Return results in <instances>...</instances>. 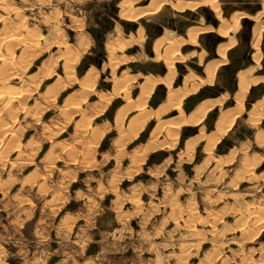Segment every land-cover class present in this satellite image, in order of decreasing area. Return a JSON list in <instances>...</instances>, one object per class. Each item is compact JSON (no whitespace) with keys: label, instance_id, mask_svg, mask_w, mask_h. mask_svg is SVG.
<instances>
[{"label":"rangeland","instance_id":"1","mask_svg":"<svg viewBox=\"0 0 264 264\" xmlns=\"http://www.w3.org/2000/svg\"><path fill=\"white\" fill-rule=\"evenodd\" d=\"M228 1L218 0L223 17L230 16L232 12L231 8L233 6H229L230 9L226 11ZM173 2V4L172 2L164 3L156 11H159L158 13L155 12V14L133 20L128 15L134 14L136 10L134 8L148 4L149 0H0V41L3 39L0 42V52L5 57L6 55L11 57L12 61L20 59L22 49L13 48L12 45L9 46L8 41L9 37L15 35L18 31L22 34H25L24 31H26V34H31V39L32 36L33 39L29 41L37 44L36 46L34 44L35 47L31 49L36 50L35 57L27 59V62H30H28L29 66L31 65L30 68L14 78L10 72L6 74L4 81L6 86L0 88V96L15 95L16 93H12L13 87L18 86L25 79L35 84V81H37V85H39L44 76L53 75L50 61L57 58L48 60L44 64L45 66L41 67L46 68V71L40 68L37 72L47 56L46 53L38 55L42 51V47H45V44L50 41V38L58 39L57 43L63 48L59 51L58 57L64 60L66 72V78H59L47 89L54 92V95L48 96L47 99L53 98V100L62 90L56 103L57 108L55 107L45 113H43V110L40 111L41 114L39 113L36 119L33 117V120H28V123L24 121L23 115H27L28 112H35V108L34 110L31 107L27 111L23 106L20 109H15L13 113L12 104L2 103V106L4 105L7 109L2 111L3 114L1 112L4 119L3 121L0 120L2 122L0 123V141L3 140L0 145V264H49L50 260L56 259H64L65 264H99L104 255L108 259L101 264H264V166L258 165L261 158L258 157L251 161L248 167L243 160L240 161L239 159L232 163L229 160H223L220 165L216 166V161L213 158L222 153L214 147L218 138L215 136L217 130L216 120L223 112L231 111L229 108L233 104V99H235L237 108L235 95L239 89L235 84V75L239 70H247L248 77L254 82H252V86L258 85L249 88L244 100L243 111L239 114L242 117L235 118L232 125L236 126L238 120L241 125L244 122V115L251 107L250 120H253L252 123H259L264 116V29L259 42L261 53L259 62L255 58L257 49L254 46L257 41V32L260 28H264V13L261 12V15L253 19L252 23L245 28L243 34L246 38L241 37L239 34L242 20L252 14L241 9V7H247L250 4L254 8L261 3L262 7L258 11L260 13L263 10L264 0H240L235 4L238 10L243 11H235L231 16L237 13L245 15L239 19L234 31L230 32V35L235 38V43L232 46L237 45V51L230 54V49H228L226 54V61H229L230 68L218 67L219 69H216L213 79L209 77L206 71L207 78L201 85L212 83L217 75L214 83L204 85L196 93L190 94L187 98L185 97L188 94L184 97L185 99L180 105L181 108L174 109L181 115V120L173 121L176 119L175 117L164 120L174 116L176 111L166 112L168 108H164L165 112H162V106L158 109L157 116L160 117V128L162 130L170 129L168 130V136L172 148L166 151L149 153L146 163L143 165V170L134 178H130L134 170L131 169L128 159L116 163L114 159L107 162V158L104 157L103 163H101L102 166H97V162L95 169H92L91 172L88 171L87 173L82 170L83 167H90L93 160L102 159V153L105 152L110 155L111 152L112 154L114 145L124 146L125 141L123 139H116L117 131L115 129L105 134L98 148H96V144L102 136L103 130L96 135L88 147L82 149L83 147L75 146L73 148L70 157L78 160L79 178L71 184L66 179L65 172L63 173L62 164L65 162L64 159L59 153H55L57 147L65 152L69 146L59 143L50 149L51 144H55V142L69 140L68 137L74 132L75 121L79 119V115H76V113L82 110L86 104L84 103V95L86 91L91 90L93 81L89 79L90 75H87L81 81L83 94L81 93V97L76 99L75 94L71 93L79 87L78 78L84 74L90 64L93 63L100 67L101 63L107 59L104 43L98 42L96 31L103 33L105 30V33H107L113 28L114 24H122L125 29H130L135 24L141 25L145 28V32L143 43L140 45L143 50L150 53L153 38L159 33L161 27H165L166 31H174L175 35H180L189 24L194 23L205 27L206 16H209L210 13L214 14L209 6L207 8H209L210 13L208 11L206 13L202 12L205 5L191 9L193 11L187 9L181 12L177 10V7L175 8L177 1L173 0ZM128 5L130 11L125 10ZM125 14L126 16H124ZM198 15H202V23H196V16ZM40 16L45 19V22L40 20ZM75 27L81 30L72 29ZM87 32L94 37L96 43L86 53L85 50L90 44V39L86 35ZM118 32L121 35L120 30ZM64 35L69 37L68 41L66 39L62 40ZM215 37L209 38L206 35H201L196 46L193 47L197 50L196 55H199V53L205 54L202 64L210 55L214 54L212 48L215 47V42H217ZM40 40L42 44L37 47ZM82 48L83 50H81ZM107 48L112 53L117 47L111 45ZM180 48L182 51L183 46L181 45ZM177 49L178 47L175 46L174 50ZM72 51H75L74 54H72ZM90 51L96 57L95 62L89 59ZM251 53L252 56H250ZM70 54L72 55L70 56ZM116 56L120 59V56ZM200 57L202 58L203 54ZM68 59L71 60H69L70 62L75 63L72 65L69 62L68 66L71 70L68 69L67 71L66 62ZM0 62L2 63V60ZM118 63L119 60L113 57L111 66L115 86L114 90L105 96V104L119 93L125 92L124 94L128 98L135 96L137 93V90L132 89L133 86L129 82L131 78L125 75L128 69L122 72L123 68L132 67L131 63L127 65L126 63ZM198 63V56L189 57V55H187L185 61L176 62L174 85L180 83L179 75L187 73L186 68L203 75V68ZM150 64L151 62L147 64L139 63L143 69L155 68L156 70H162L161 67L154 64H151L152 67H150ZM184 65L187 67L185 68ZM57 72L59 75H63L61 66L58 67ZM190 74L193 75L196 82H201L197 78L202 77H198L193 72ZM106 75H108V71ZM50 79L51 77L47 80ZM70 80L71 82L68 83ZM256 81L257 83H255ZM63 82L67 85L60 88ZM111 84V81L101 80V86L106 89H110ZM182 88L179 87L173 90L171 95H177ZM203 88L206 96L200 101L218 94L219 96L213 102L215 106L207 113L206 118L201 122V126L184 125L181 127V124L180 128L177 129L175 127L177 123H184L187 120L184 118V111L189 112L199 102H195L193 98ZM44 90L45 84L34 90L33 93L37 92L31 93L26 100L24 99L20 103L23 105L29 100L28 107L34 103L39 104V98L41 97L38 95ZM155 91H157V95L154 105L164 94L162 87L157 86ZM258 97H261L262 102L259 103L258 101L252 106V103ZM95 98L96 96L92 95L87 102L93 101ZM115 100L118 101V106L123 101L121 98H115L109 108ZM138 102L139 98L135 103ZM105 104L97 111L101 110ZM149 104L153 106L151 101H149ZM170 108L173 109V107ZM21 109H24L25 112L17 118V114ZM107 111L97 118V122L111 119L110 116H106ZM123 115L124 111L118 119L120 120ZM4 122L5 124L10 123L9 126H11L12 135H14L9 138L10 147H8V144L2 146L5 142L4 139L8 137H2L4 131L1 130V125ZM154 122L153 120L148 123L141 134L127 145L126 151L130 152L137 145L145 142L149 131L154 126ZM174 122L177 123L174 124ZM15 124L16 127L18 126L17 128H20L19 134H17V129L14 127ZM25 124L30 126L28 125V131L22 137ZM52 124H54V127L51 129ZM259 126H264V124L261 123ZM200 127L202 133L199 138H203V140L198 143L196 155L191 162L184 164L180 170L176 161L172 162L164 175L152 174L149 171V167L152 166L153 162H160L166 157L177 158L178 153L184 147V140L197 133ZM144 132V136L139 140ZM224 134L220 136L226 138L227 134ZM183 135L184 138L182 139ZM44 136L47 139L45 142ZM204 140L207 141L205 150L210 157L199 167L197 176L194 177L193 163L202 162L206 156L205 151L202 149ZM81 144H83V141ZM193 144H187V149L182 152L181 159L186 156L189 157ZM12 147L13 150L10 151L9 149ZM21 147H24V150L25 148L30 149L29 152L25 150L26 155L29 157V163L27 167L22 166L17 169L20 161H22L19 154L25 155ZM16 148L19 150L14 151ZM152 148V146H147L142 152V158ZM81 155H83V160L80 158ZM151 156H153L152 162L149 163ZM25 163L22 162L21 164ZM241 166H243V173L240 170ZM15 169L17 170L13 171ZM179 171L183 173L180 176L178 175ZM88 175H91V180L85 181L84 177L87 179ZM25 177L26 187L24 189L19 179ZM153 180L155 183H153ZM110 181H113L114 185L109 186H116L117 192H119L116 201H112L116 194L112 191H105L108 189L107 183ZM98 183H101L100 187L97 186ZM142 184H150V187L144 188ZM179 185L181 187L177 191ZM85 187L93 188L95 193L94 195L90 194V200L88 199V205L92 208L90 209L92 212L86 215L85 219L76 221L72 214L75 215L76 212L83 210V201L80 198L82 194L79 192L77 198H70V193ZM97 188L99 195H96ZM104 193L105 196L100 203L98 197ZM176 198L185 204L184 213L178 219L179 225L174 221L175 215L172 214V208L177 209ZM150 201L168 202L169 206L160 205L161 210L158 213L149 215L147 214V208L150 207ZM26 202L31 204L27 207ZM112 203H117L121 208L122 217L120 219L123 220V225L117 219L116 211L108 209ZM136 204H138V208H136ZM30 205L32 206L30 207ZM87 207L85 205L84 213H86ZM98 210L101 214L96 215ZM103 211L105 212L103 213ZM192 214L197 217L192 218ZM130 219L133 221L130 222ZM120 225L123 226V233L116 232L117 229H121ZM100 238L105 241H97ZM100 250H103L104 254L94 260L95 256H92V254Z\"/></svg>","mask_w":264,"mask_h":264},{"label":"crops","instance_id":"2","mask_svg":"<svg viewBox=\"0 0 264 264\" xmlns=\"http://www.w3.org/2000/svg\"><path fill=\"white\" fill-rule=\"evenodd\" d=\"M188 1H190V0H186L185 2H188ZM191 1H196V0H191ZM238 1H240V0H233V1L229 0L227 2L228 5L226 6V11H227V9H230V8H228L229 6H231V7L233 6L231 8V11H232L231 15L235 11H243V10H238L237 7H235V4ZM151 2L153 4L150 7ZM158 2H161L162 5L164 3H169V2H172V4L174 3L173 0H149L148 4H146L144 6H140L137 9L135 8L136 9L135 13L134 14H130L131 15L130 17L128 15V17L130 19H133V20L135 19L136 20L138 18L141 19V18H143V17H145L146 15H149V14H155V12L162 7V5H161V7L159 9H157L155 11L153 10L157 6L156 4ZM153 5H156V6L154 7ZM200 5H203V4H200ZM148 6H149V8H148ZM208 6L209 5L203 6L202 12L206 13L208 11V13H210L209 12V8H207ZM261 7H262L261 3L258 6L254 7V8L251 7L250 4H248L247 7H241V9H244V10H247V11L251 12L252 13L251 15H253V14H256L261 9ZM145 9H146L145 15L139 16L138 15L139 12H142ZM177 10L180 11L178 8H177ZM188 10H191V9H188ZM191 11H193V10H191ZM158 12H156V13H158ZM181 12H183V11H181ZM212 12L214 13L213 15L210 13L209 16H206L207 17L206 18L207 21H206V23L204 22L205 23V27H202L201 25L194 24V23L193 24H189L188 26H186L187 28L185 29V31H183L182 34H180V35H175L174 31H166L165 27H161V30L159 31V33H157L156 36L153 38L152 47H151V52L150 53H147L145 50H143L141 48V45H140V44L143 43L144 32H145V28L143 26H141V25L135 24L132 28L125 29L122 24H121L122 26L114 24L113 28L110 29L107 33L104 34V39H103L104 41L102 43H104V49H105V52H106L107 59L103 63H101L100 67H97L93 63L90 64V66H88V68L85 70L84 74L81 77L78 78L77 82L79 83V87L71 93V94H75L76 99L78 97H81L80 94L83 92L81 81L87 75L88 76L90 75L89 79L91 81H93V83L91 85V90L86 91V93L84 95V99L86 100V101L84 100V103H86L85 106L82 108V110H80V111H78L76 113V115H79V119H77L75 121L74 132L68 137L69 138L68 141L55 142V144H51V146H50V149H52V147L55 146V145L57 146L59 143L67 144L69 146V148L65 152L62 151L61 148L57 147L55 149V153L56 154L59 153L62 156V158L64 159V161H65L62 164L63 173L65 172V177H66L67 180L70 181V184L73 183V182H76L78 180V178H79V169H78V166H77L78 160L70 157L71 151L73 150V148L75 146L80 147V148L83 147L82 149H84L85 147H88L89 143H91V141L96 137V135L102 130L104 132H103L102 136L100 137V139L98 140V142L96 144V148L99 147V145L101 143V140L103 139L105 134H107L109 131H111L113 129H115L117 131L116 139H118V138L123 139L125 141V144H124L123 147H118V146L114 145V147L112 148V154H111V152H110V155L104 152V153H102V159L99 158V159L93 160L91 162V166L90 167L89 166L88 167H83L82 170H85L87 173H88V171L91 172L92 169H95L97 162H98L97 166H99V165L102 166L101 163H103L102 160H103L104 157L107 158L106 159L107 162L110 161L111 159H114L116 161V163H117V161L118 162H124L126 159H128L129 162H130L131 169L134 170V173H132L130 178H134L137 174H139V172L141 170H143V165L146 163V160H147V158L149 156V153H151V152L155 153L157 151H166V150H170L172 148L170 146L171 144H170V140H169V136H168V130H170V129L162 130L160 128V122L161 121H160V117L157 116L158 109L167 100L169 94L170 95L172 94L173 90H175V89H177L179 87H181V88L185 87L184 84H185V81H186L187 77L190 78L189 87H191L193 82H196V80L193 78V75L190 74L191 72L196 74L198 77L199 76L202 77V78H197L199 81H201V80L205 81V79L207 78L206 71L208 72L209 66H211L214 63H218V67H220V66H224L225 67V66L229 65V63H228L229 61H226V58H225L228 49H230L229 50L230 54L234 53L235 51H237V45H234V46H230L227 49L225 56H223L222 53L220 52V47L222 45H225L227 43L229 37H232V36L230 35V33H229L228 37L227 36H223L217 31V27H218L220 21L216 17L215 12L213 10H212ZM230 16H225V17L229 19V18L232 17V16L231 17ZM201 17H202V15L196 16V18H197L196 23H202L201 22V19H202ZM40 20L42 22H45V19H43V17H41V16H40ZM246 23H249V24H246ZM250 23H252V19H249L248 17H244V19L242 20V27H241V29L239 31V34L241 35V37L246 38V36H245V34H243V32H245L244 31L245 28L247 26H249ZM207 27H210L211 29H201V31L197 34L196 39L194 41L191 40V31L196 30V29H200V28H207ZM141 28H143V29H141ZM72 29L81 30L78 27H75V28H72ZM118 30H120L121 35L119 34ZM124 31H125V33H124ZM215 31H217V32H215ZM24 33L26 34V31H24ZM86 35L90 39L89 47L87 48V50H85V52L87 53L92 48V46H95L96 41H95L94 37L91 36L90 33L87 32ZM201 35H206L209 38H211L213 36H216L215 38H217V42H215V47L212 48L214 54L210 55V57L207 60H205L203 64H202V61H203V58H204L205 54L204 53H199V55H196L197 54V50L195 48H193V47L196 46V44H197L196 42L201 37ZM119 37H121V38H119ZM63 39H66L68 41L69 37L67 35H64L62 40ZM251 39H252V37H251ZM41 40L39 42L38 47H40V45L42 44ZM57 41H58V39H56V38L55 39L50 38V41L45 44V47H42V51L38 55V56H40V55H43V54L46 53L47 56L43 60L41 65L39 66L37 72H39L40 68L43 67L44 64L46 62H48V60H54L55 58H57L54 61H50V65H51V67L53 69V75L44 76L41 79L40 86L45 84V90L42 93L39 94L40 96L39 95L38 96L41 97V98H39L40 99L39 100V105L44 108L43 113H45L47 111H50V110H52L53 108L56 107V103H57V100H58L59 93L62 90L56 95V98L54 100H53V98L47 99L45 96L43 97L42 95L45 94L47 89L49 88V86H51L53 83H55L59 78H63V79L66 78V72H65V68H64V60L62 58L58 57L59 51L62 50L63 48L57 43ZM110 42H112V43H110ZM171 43H172V46L170 45ZM111 45H115L117 47L115 49V51L112 52V53H110L108 51V48H107V47H111ZM181 45L183 46V50L182 51H181V48H180ZM173 46H177L178 49L175 51ZM135 47H136V49H135ZM132 50H134V51H132ZM47 52H49V54H47ZM89 54H90V58L89 59H91V61L93 60L95 62V58L96 57L94 56V53L90 51ZM201 54H203L202 58L200 57ZM116 55L120 56L119 57L120 59H118ZM187 55H189V57H194V56H198L199 57L198 65L202 66L204 74L203 75L197 74L195 71L187 69L186 68L187 66L184 65V67L187 70V73H183V74L179 75L180 83L178 85L176 84V86H175L174 85V81L176 79V74H175L176 73V66H175V63L176 62L185 61V58L187 57ZM250 56H252V53L250 54ZM113 57L115 59L119 60L120 64L121 63L122 64L126 63V65H127V64L131 63L132 67H135V68H132V67L123 68L122 72H125L128 69V71H127V73H125V75L128 78H131L129 82L133 86L132 89L135 88L137 90V93H136L135 96H132L131 98H128L124 93L115 95L111 100H109L108 103L105 104V101H106L105 96L107 94L111 93L114 90V86H115V80L113 79L112 66H111V60H112ZM170 58L173 59V61H174L175 72L173 74V78H172L173 80H171L172 81V87L168 88L166 80H167V76L169 74V63H168V61L170 60ZM218 61H220V63ZM252 61H253V59H252ZM149 62H151V64H154V65H156L158 67H161L162 70H156L155 68L154 69H143L139 65V63L147 64ZM151 64L149 65L150 67H152ZM30 66L28 67V69L30 68ZM59 66L62 67L63 75H59L58 72H57V69H58ZM138 67H140V68H138ZM107 71H108V75H106ZM239 71L235 75V79H236L235 84H236V87H238V89L240 90L238 75H239L240 72H247V70H243V71H240V72ZM216 74H217V72H216ZM121 76H122V74H121ZM216 76H215V78H216ZM49 77H51V79L47 80ZM215 78H214V81H215ZM151 79L153 81H150ZM51 80H52V82H50ZM101 80L111 81L112 84H111L110 89H106L103 86H101ZM214 81L212 83H214ZM150 83L151 84L154 83V88L152 90V93L150 94V96L146 100L145 107L142 110L140 107L136 106L137 103H135V102L138 100V98H139V96H140V94L142 92L143 86L145 84L149 85ZM212 83H205L204 85L212 84ZM204 85L200 84L198 86V90ZM257 85L258 84H255V85H253L251 87L254 88ZM40 86H39V88H40ZM157 86H159L160 88L161 87L163 88L164 94H163V97H161L156 102L155 105L151 106L149 104V101H151V99L153 98V96H154L153 94H155V92H156L155 89H156ZM239 90H238V92H239ZM197 91H192V92L189 93V95L190 94H194ZM36 92L37 91H35L34 93H36ZM237 93H236L235 96H237ZM71 94H69V95H71ZM92 95L96 96L95 100L87 102L89 97L92 96ZM189 95H187L185 98H187ZM217 96H219V95L217 94L216 96L211 97V98H204L203 100H201L198 103H196L189 110V112H185L184 111V113H185V117L184 118L187 119L186 120L187 123L186 122L182 123L181 127H183L184 125H189V126L198 125V126H201V122L206 118L207 113L211 109H213V106H215V103L210 108V110L207 111L204 114V116H201V114H202L201 113L202 112V109H201L202 106H204V105H206L208 103H213L214 100L217 98ZM261 97H258L257 99H255L254 102L252 103V106H253L254 103H256L258 101H259V103H260V101L262 102V100L260 99ZM115 98H121L123 101L116 108V110L114 111L111 119L110 120L107 119V120H103L101 122H97V118L101 117L102 115L105 114V112L109 108V105L111 104L112 100H114ZM184 99H183V101H184ZM28 102H29V100H27V102H25L23 105L20 102L13 103L12 104L13 105V107H12L13 108V110H12L13 113L15 112V109H19V108H21L23 106H24V109L26 108L27 111H29L31 107L34 108V106L36 105L34 103L30 107H28L27 106ZM104 104H105V106L101 110L97 111V109H99ZM235 104H236L235 103V99H233V104H232V106H230L229 109L230 110H234L236 108ZM45 107H46V109H45ZM3 109L6 110L7 108L2 106L1 103H0V118H1L2 121L4 119V115H2L3 114V112H2ZM24 109L19 110V112L17 114V118L20 117L25 112ZM251 109H252V107L247 111V114L244 115V118H243L244 122L241 123V125L238 123L239 122V120H238L236 126L232 125V127L228 130V131H230L229 132L230 134L229 133H225V134H227L226 138H224L225 136H219L221 139L217 143H215L214 147L218 148V150H220L222 153L217 155L216 158L213 157L215 159V161H216V163H215L216 166L220 165L223 160H229L232 163L233 161L239 159L240 161L243 160L245 162L246 166L248 167L250 162L253 161L254 159H257L258 157L261 158V161L259 162L258 165L259 166H264V126H259V124H261V123L264 124V116H263V118L261 119V121L259 123H257V124L252 123L253 120H250V110ZM121 110L124 111V115L122 116L123 119L121 118L119 120L118 119L119 117H118L117 114H119V112ZM170 111H176V110H174V108L173 109L171 108V109L167 110L166 112H170ZM1 112H2V114H1ZM150 113H151V115H149ZM224 113L225 112H223L221 115H219L217 120H216V122H217L216 129L217 130L215 131V133H216L215 136H218L217 135L218 131H219L218 123L220 122V119H221V117H222V115ZM84 114H86V115L84 116ZM174 117L176 119H174L173 121L181 120V115L179 114L178 111H176V114L174 116L165 118L164 120H170V119H172ZM196 117H198V118H196ZM241 117L242 116L240 115V116H238L236 118H241ZM23 118H24L25 122L27 121L26 123H28V120H33L34 119L32 117V115H28V114L27 115L26 114L23 115ZM189 119H191V121ZM153 120L155 121L154 122V126L149 131V135H148L147 139L145 140V142L137 145L130 152L126 151L127 145L129 143L133 142L141 134V132L145 129V127L148 125V123L152 122ZM25 125H27V126H25ZM25 125L23 126L24 130H23V133H22V137L24 136L25 132L28 131V125L29 124H25ZM14 127H15V129H17V134H19L18 132H20L19 131L20 128H17L18 126L16 127V124L14 125ZM53 127H54V124H52L51 129ZM84 129H85V131H83ZM36 130H38V129L36 128ZM201 133H202V131H201V127H200L199 131L197 133L187 137L184 140V147L178 153L177 158L166 157V158L162 159L160 162L159 161L153 162L152 166L149 167V171L152 174H157V175L162 174V175H164L168 171L167 168L169 167V165L172 162H175V161L177 163L178 169L179 170L182 169L184 164H187V163L191 162L194 159V157L196 155V147H197L198 143L201 140H203V138H199L201 136ZM238 134H240V136H238ZM9 138H11V135H8V137H6L5 142H4V144L2 146H5L6 144H8L9 146L8 145L7 146L10 147L11 143H10V139ZM211 138H212V136H211ZM223 138H224V140L222 141ZM44 139H45L44 140V142H45L47 140L46 136H44ZM82 141H83V144H81ZM189 143L190 144L194 143L193 144V149L190 151L191 153H189V157L186 156V157H183V159H181V157H182L181 154H182V152L186 151L187 144H189ZM147 146H152L153 148L150 149L145 154V156L142 158V156H141L142 152L145 150V148ZM206 146H207V141L204 140V142H202V149H203V151H205L204 153L206 154V156H205V158H204V160L202 162L197 163V164L193 163V167L192 168H193L194 177L197 176V170L199 169V167H201L204 164V162L210 157L209 153L205 150ZM256 149H259V150H256ZM9 150L10 151L13 150V147L10 148ZM17 150H19V149L18 148L14 149V151H17ZM21 150L23 151V153L25 155L23 154L24 156H22V154H19L20 158L22 157V161H20L17 169L22 167V166L23 167H27L28 163H29V161H28L29 157L26 155L25 150H26V152H29L30 149L29 148H25V150H24V147H21ZM82 156L83 155H81L80 158L83 160ZM22 162H26V163L25 164H21ZM17 169H15L13 171H16ZM45 169H46V167H45ZM240 170H242V173H243V166H241ZM182 174L183 173L181 171H179L178 175L180 176ZM26 177H28V176H26ZM26 177L22 178V179H19V181L23 185L24 189L26 187V183H25ZM84 180L85 181H90L91 180V175H88L87 179H85V177H84ZM153 183H155L154 180H153ZM100 184L101 183H98L97 186L100 187L101 186ZM107 184H108V189L105 190V191L106 192L107 191H112L114 194H116L115 197L112 200V201H116L117 198H118V193H119V192H117V189H116L117 187L116 186L112 187L114 185L113 181H110ZM111 184H112V186H109ZM103 186L105 187L104 184H103ZM142 186L144 188H147V187H150V184H142ZM180 187H181V185H179L177 187V191H179ZM112 188H113V190H112ZM79 192H81V194H82V196L80 197L82 199V201H83V206H84V208H82V209L85 210V205L88 206V207L86 208L87 209V211H85L86 213H84V211L82 210V211L76 212L75 215L72 214V216L76 219V221L77 220H81V219H85L86 215H88L89 213L92 212L90 210L92 208H90V206L88 205V199L90 200V196H89L90 194L91 195L95 194L94 191H93V188L85 187L84 189H78V190H75L73 193H70V198H77V195H79ZM96 195H99L98 188H97ZM104 196H105V193L98 197V200L100 201V203H101V201H103ZM137 199H138V197H137ZM26 203H27V207L29 206V204H31L30 202H26ZM149 205H150V207L147 208V214H149V215L153 214V213H158L159 210H161L160 205L169 206L168 202L159 203V202H156V201H152V202L150 201ZM31 206L32 205H30V207ZM137 206H138V204H136V208H138ZM184 206H185V204L180 202L177 199V209H175V207L172 208L173 209L172 214L175 215L174 216V221L176 222V224H178V219L184 213V211H183L184 210L183 209ZM108 209H111V210L113 209V210L116 211V217L123 225V220L120 219L122 217L121 216L122 213L120 212L121 208L117 205V203H112L110 205V208H108ZM104 212L105 211H103V213ZM131 212H132V210H131ZM98 214H101L100 210H98V212H96V215H98ZM176 216H178V217H176ZM191 216H192V218H196L197 217L195 214H192ZM101 218H100V221H101ZM132 221L133 220H131L130 222H132ZM94 222H95V220H94ZM122 225H120L121 229H119V230L117 229L116 232L123 233V226ZM91 231H93V230H91ZM102 240H103L102 238L97 239V241H99V242L100 241L101 242L105 241V240H103V241ZM101 254H104L103 250L97 251L96 253L92 254V256H95V258H94V260H95V259H98V257ZM107 259H108V257L104 255V257H102V261L99 262V264H101L102 262L107 261ZM63 260H58V259L50 260L49 264H65V261H63ZM108 262H110V261H108Z\"/></svg>","mask_w":264,"mask_h":264},{"label":"bare ground","instance_id":"3","mask_svg":"<svg viewBox=\"0 0 264 264\" xmlns=\"http://www.w3.org/2000/svg\"><path fill=\"white\" fill-rule=\"evenodd\" d=\"M186 0H177V2H176V6H175V8L177 7L180 11H185V10H187V9H193V8H195V7H197V6H199L200 4H205V5H209V7L215 12V14H216V17L219 19V25H218V27H217V31L221 34V35H223V36H229V33L231 32V31H234V29L236 28V26H237V23H238V21H239V19L240 18H242L245 14H234L231 18H225V17H223L222 16V14H221V9H220V7H219V3H218V0H196V1H188V2H185ZM163 2V1H162ZM152 2H151V5H150V7L152 6ZM157 5V6H156ZM156 5H153L154 7V11L155 10H157V9H159L160 7H161V5H162V3L161 2H158ZM128 7V8H127ZM130 8H132V7H130ZM148 8H149V6H148ZM135 9V8H134ZM137 9V8H136ZM142 9V8H141ZM125 10H127V11H130V9H129V5L128 6H126V9ZM126 11V12H127ZM140 11V10H139ZM152 11V10H151ZM123 12V11H122ZM261 12L262 13H264V5H263V10L262 11H260V13L258 12V13H256V14H253V15H251V16H249L248 18L249 19H255V18H257V17H259V15H261ZM134 13H135V11H134ZM145 13H146V9L145 10H143L142 12H139V16H143V15H145ZM123 14V13H122ZM127 14V13H126ZM126 14L124 15V16H126ZM131 15H129V17H130ZM138 16V17H139ZM5 18V17H4ZM23 28V27H22ZM198 28V27H197ZM213 28V27H212ZM24 29V28H23ZM196 29V28H195ZM201 29H211L210 27H207V28H200V29H196V30H193V31H191V40L192 41H194L195 39H196V37H197V34L201 31ZM263 29L264 28H260V30H259V32H257L258 33V35H257V38H256V42H255V44H254V46L256 47V49H257V52L255 53V58H256V60H257V62H259V60H260V57H261V53H260V51H259V42H260V38H261V34H262V31H263ZM7 31H8V29H7ZM6 31V32H7ZM21 31V30H20ZM140 35V34H139ZM255 38V37H254ZM31 39V34H22L21 32H16V34L15 35H12V36H10L9 37V39H8V41H9V46L10 45H12V47L13 48H21L22 49V54H21V56H20V59L17 61V60H15V61H12V58L11 57H7V55H6V57H5V55L4 54H2V52H0V60H2V63H1V65H0V88H4L6 85H5V76H6V74H8L9 72L12 74V76H13V78L14 77H17V76H19L20 74H22V73H25L26 72V70L28 69V67H29V64H28V62H27V59H33L34 57H35V52H36V50H31L32 49V47L34 48L37 44H35V46H34V44L33 43H31L29 40ZM32 39H33V36H32ZM31 39V40H32ZM86 40V39H85ZM3 41V39L0 41V42H2ZM34 41V40H33ZM39 41V40H38ZM87 41V40H86ZM168 41V40H167ZM196 42V41H195ZM11 43V44H10ZM197 43V42H196ZM235 43V38L234 37H229V39H228V41H227V43L225 44V45H222L221 47H220V52L222 53V55L223 56H225V54H226V51H227V49L230 47V46H232L233 44ZM254 43V42H253ZM52 45V44H51ZM84 45H86V44H84ZM171 46H172V43L170 44ZM38 47V46H37ZM86 47V46H85ZM173 47H175V46H173ZM8 48V47H7ZM85 49V48H84ZM81 50H83V48L81 49ZM111 50V49H110ZM160 50V49H159ZM9 51H10V49H9ZM77 51V50H76ZM79 51V50H78ZM74 52L75 51H72V54H74ZM10 53V52H9ZM72 54H70V56L72 55ZM69 56V57H70ZM74 56H76V55H74ZM80 56V55H79ZM173 56V55H172ZM68 57V56H67ZM68 57V58H69ZM175 57V56H174ZM226 58V57H225ZM254 58V59H255ZM73 59V58H72ZM176 59V58H175ZM70 59H68L67 60V62H66V70L68 71V69L69 70H71V68L68 66V63L71 61H69ZM76 61H77V59H76ZM219 63H220V61H218ZM30 63V62H29ZM70 63H72V62H70ZM69 63V64H70ZM73 63H75V62H73ZM73 63H72V65H73ZM168 63H169V74H168V76H167V87L168 88H171L172 87V81L171 80H173L172 78H173V74H174V72H175V68H174V61H173V59H171L170 58V60L168 61ZM224 63V62H223ZM45 66V65H44ZM68 67V68H67ZM217 67H218V63H214V64H212L211 66H209V68H208V74H209V77H213L214 76V73H215V71H216V69H217ZM41 69H43V68H41ZM46 69V68H45ZM45 69H43V70H45ZM48 70V69H47ZM46 71V70H45ZM41 73V72H40ZM43 73H44V71H43ZM43 73H41V74H43ZM69 73V72H68ZM72 73V72H71ZM52 74V73H51ZM176 74V73H175ZM73 75V74H72ZM8 76V75H7ZM68 76H69V74H68ZM250 76V75H249ZM72 77V76H71ZM37 78V77H36ZM41 78V77H40ZM9 79V78H8ZM72 79V78H71ZM213 79V78H212ZM238 79H239V88H240V90H239V92L237 93V96H236V100H237V108L236 109H234V110H231V111H228V112H225L223 115H222V117H221V119H220V122L218 123V129H219V131H218V138H217V140H216V143L221 139L219 136L222 134L223 135V133H226L229 129H230V127H231V125L233 124V122H234V120H235V118L236 117H238L239 116V114H241V112L243 111V106H244V100H245V97H246V94H247V92H248V90H249V88L252 86V84L254 83L252 80H250V77L248 78V72H240L239 73V75H238ZM34 81V80H33ZM89 81V80H88ZM150 81H153L152 79L150 80ZM204 80H201V82L200 83H198V82H193V84L191 85V87H189V82H190V78L189 77H187L186 78V81H185V87L183 88V89H180V92L177 94V95H170L168 98H167V100L162 104V109L163 110H161L162 112L164 111V108H168V110H169V108L170 107H173L174 109H180L181 108V103H182V101H183V99H184V97L188 94L189 95V93L190 92H192V91H197L198 90V86L203 82ZM22 82V81H21ZM36 82V84L35 83H30V82H28L27 81V79H25V80H23V82L21 83V84H19L18 86L16 85V86H14L13 87V89H12V93L14 92V93H16L15 95H13V96H0V103H1V105H2V103L4 102H7V105L9 104V105H11V104H13L14 102H21V101H23L24 99L26 100V98H28L29 96H30V94L31 93H33V91L34 90H36V89H38L39 88V85H37L38 83H37V81H35ZM41 82V81H40ZM71 82V80L70 81H68V83H70ZM253 82V83H252ZM255 83H257V81L255 82ZM59 84V83H58ZM67 84L66 83H64L63 82V84L61 83V86H60V88L61 87H64V86H66ZM70 85V84H69ZM88 86V85H87ZM153 88H154V83L153 84H149V85H144L143 86V88H142V92H141V95H140V97H139V102L137 103V105L136 106H138V107H140L142 110L144 109V107H145V104H146V100L148 99V97L150 96V94L152 93V90H153ZM14 90V91H13ZM86 93V92H85ZM125 93V92H124ZM120 94V93H119ZM54 95V92H51L50 90H47L46 91V93L44 94V96L47 98L48 96L49 97H51V96H53ZM40 96V95H39ZM43 96V97H44ZM44 99V98H43ZM221 101V100H220ZM49 103V102H48ZM6 104V103H5ZM7 105H5V106H7ZM214 104L213 103H208V104H206V105H204V106H202V114H201V116H204V114L207 112V111H209L210 110V108L213 106ZM4 106V105H3ZM51 107V106H50ZM49 107V108H50ZM36 110H35V109ZM33 109L35 110V112H28V115H32V117H35V119L38 117L37 115H39V113H40V111H42V110H44V108L43 107H41L39 104H36V106L34 107ZM20 109V108H19ZM45 109H46V107H45ZM165 109V110H166ZM171 109V108H170ZM4 110V109H3ZM167 111V110H166ZM165 112V111H164ZM122 113H123V110H121L120 112H119V114H117L118 115V117H121V115H122ZM41 114V113H40ZM158 114V113H157ZM143 118V117H142ZM191 118V117H190ZM196 118H198V117H196ZM0 120H1V118H0ZM190 121H191V119H189ZM193 120V119H192ZM38 122V121H37ZM183 122V121H182ZM186 122V121H185ZM197 122V121H196ZM2 123V122H1ZM175 123H177V122H174V124ZM171 124V123H170ZM182 123L181 122H179V123H177L176 125H175V127L177 128V129H179L180 128V125H181ZM172 125V124H171ZM2 127H1V130L2 131H4V132H2L3 134H2V137H6V136H8V135H12L13 133H12V129H11V126H9V124L7 123V124H5V123H3L2 125H1ZM172 128V127H171ZM175 128V129H176ZM14 132V131H13ZM178 134V133H177ZM12 136H14V135H12ZM11 136V137H12ZM4 139V138H3ZM5 140V139H4ZM3 141V140H2ZM2 141H0V145L2 144L1 142ZM1 157H2V154H1ZM49 157H51V156H49ZM1 162V161H0ZM22 189V188H21ZM19 190V189H18ZM22 194V193H21ZM19 198V197H18Z\"/></svg>","mask_w":264,"mask_h":264},{"label":"trees","instance_id":"4","mask_svg":"<svg viewBox=\"0 0 264 264\" xmlns=\"http://www.w3.org/2000/svg\"><path fill=\"white\" fill-rule=\"evenodd\" d=\"M96 38H97V40H99L98 42L99 43H102L103 42V39H104V34H105V30H104V32L102 33H100V31L99 32H97L96 31ZM227 69H229L230 68V65H227V66H225ZM158 91V90H157ZM157 91L155 92V94H154V96H153V98L151 99V104H153L154 105V103H155V101H156V99H155V97H156V95H157ZM204 96H206L205 95V89L203 88V89H201V91L200 92H198L195 96H194V100H195V102H198V101H200V99H202ZM117 106H118V101H114V103L111 105V107L109 108V110L107 111V113H106V116H110V117H112L111 116V114L115 111V109L117 108ZM144 134H145V132L141 135V137H140V139L139 140H141L142 139V136H144ZM184 138V135H183V137H182V139ZM152 157L153 156H151V158L149 159V163L150 162H152Z\"/></svg>","mask_w":264,"mask_h":264}]
</instances>
